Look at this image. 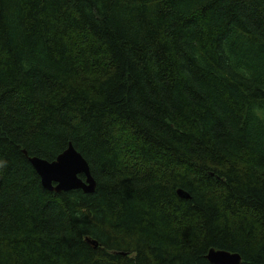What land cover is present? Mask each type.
<instances>
[{
  "label": "trees",
  "instance_id": "16d2710c",
  "mask_svg": "<svg viewBox=\"0 0 264 264\" xmlns=\"http://www.w3.org/2000/svg\"><path fill=\"white\" fill-rule=\"evenodd\" d=\"M69 143L93 194L46 190L23 152ZM213 248L264 264V0H0V264Z\"/></svg>",
  "mask_w": 264,
  "mask_h": 264
},
{
  "label": "water",
  "instance_id": "95a60500",
  "mask_svg": "<svg viewBox=\"0 0 264 264\" xmlns=\"http://www.w3.org/2000/svg\"><path fill=\"white\" fill-rule=\"evenodd\" d=\"M23 152L40 176L46 190L57 194L73 190H82L86 194L95 193L97 181L91 167L72 143H69L67 149L52 162L31 157L26 150ZM178 195L183 199H191L190 194L183 189H178ZM89 242L97 247L96 242ZM207 259L211 264H241L242 262L240 254L214 248L207 254Z\"/></svg>",
  "mask_w": 264,
  "mask_h": 264
}]
</instances>
